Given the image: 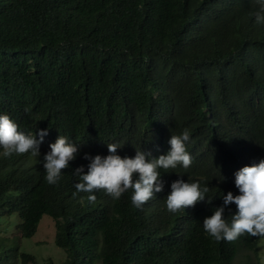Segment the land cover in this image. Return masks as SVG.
<instances>
[{"label":"trees","instance_id":"trees-1","mask_svg":"<svg viewBox=\"0 0 264 264\" xmlns=\"http://www.w3.org/2000/svg\"><path fill=\"white\" fill-rule=\"evenodd\" d=\"M258 7L257 0H0V115L37 139L48 129L39 157L0 154V221L18 213L16 228L29 238L49 215L61 264H234L238 256L262 264L260 237L217 242L203 229L223 195H239L234 173L264 160ZM185 129L191 166L160 169L164 189L142 210L131 191L118 200L97 191L95 203L76 191L74 169L87 172L85 153L106 156L116 143L121 157L142 150L156 158ZM59 135L79 152L50 185L43 155ZM177 179L207 186L212 202L168 212ZM235 212L228 205L224 218ZM32 260L17 238L0 237V264Z\"/></svg>","mask_w":264,"mask_h":264},{"label":"clouds","instance_id":"clouds-1","mask_svg":"<svg viewBox=\"0 0 264 264\" xmlns=\"http://www.w3.org/2000/svg\"><path fill=\"white\" fill-rule=\"evenodd\" d=\"M257 4L255 23L264 25V0H257ZM37 135L38 139L34 135L24 134L9 116L0 115V149L3 150L0 154L5 158L13 154L39 157L40 145L48 135V129L39 130ZM189 139L188 129L180 135H172L168 140L170 148L167 154L156 158L142 150L136 151L133 157H121L117 150L122 146L116 143L107 144L109 154L106 156L85 153L83 158L90 161L87 172H84L83 166L74 169V173L80 177V182L75 185L76 191L88 193L89 203H95L96 196L93 193L97 191L102 190L113 200L131 191L132 206L142 210L145 203L164 189L160 169L168 173L178 166L184 169L191 166L192 157L186 150ZM48 147L49 151L43 155V168L47 183L54 185L61 179L62 170L69 168L70 162L76 159L79 148L69 143L67 136L61 135ZM234 176L239 195H233L231 191L223 195V205L216 207L212 215L203 220L204 232L217 242H233L245 233L252 237H264V160L240 168ZM170 188L165 207L173 214L195 207L199 202L210 204L213 200L210 197L206 199L209 188L201 187L199 182L188 183L177 179ZM230 204L236 205V212L231 215L229 222L224 218V213Z\"/></svg>","mask_w":264,"mask_h":264},{"label":"rangeland","instance_id":"rangeland-1","mask_svg":"<svg viewBox=\"0 0 264 264\" xmlns=\"http://www.w3.org/2000/svg\"><path fill=\"white\" fill-rule=\"evenodd\" d=\"M20 221L21 218L16 212L5 215L0 221V237L17 238L20 248L34 256V260L28 264H43L48 258H51L55 264H61L65 253L62 248L57 247L54 243L55 227L53 219L47 214L43 215L36 232L29 238L20 237V232L16 228V224ZM258 255L260 262L264 264V237L259 239ZM234 264H245L244 258L238 256Z\"/></svg>","mask_w":264,"mask_h":264}]
</instances>
